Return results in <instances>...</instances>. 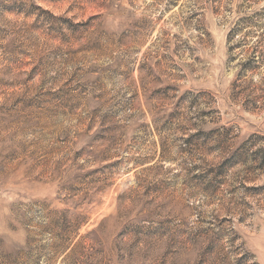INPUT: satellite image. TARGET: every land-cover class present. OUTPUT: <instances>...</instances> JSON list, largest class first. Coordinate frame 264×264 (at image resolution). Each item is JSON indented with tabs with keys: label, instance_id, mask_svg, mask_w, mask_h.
Instances as JSON below:
<instances>
[{
	"label": "rangeland",
	"instance_id": "374dc122",
	"mask_svg": "<svg viewBox=\"0 0 264 264\" xmlns=\"http://www.w3.org/2000/svg\"><path fill=\"white\" fill-rule=\"evenodd\" d=\"M238 21L264 0H0V264H264V195L205 175L207 132L264 145Z\"/></svg>",
	"mask_w": 264,
	"mask_h": 264
},
{
	"label": "trees",
	"instance_id": "16d2710c",
	"mask_svg": "<svg viewBox=\"0 0 264 264\" xmlns=\"http://www.w3.org/2000/svg\"><path fill=\"white\" fill-rule=\"evenodd\" d=\"M216 8L217 12L221 10L220 5ZM242 26L241 22H236L230 29L228 37L229 60L235 62L236 68L229 98L245 109L262 111L264 110V33L252 37L242 33ZM145 58H148L147 54ZM144 64L140 68H143ZM237 137L238 134L235 133L233 126L223 125L207 132L205 143L216 142L217 155L221 159L217 164H211L205 174L209 179L207 190L212 194L224 192V187L231 181L230 185H235L236 189L241 187L248 194L264 195V187L248 185L255 176L264 172V145H260L257 141L258 136L254 135L235 147ZM192 141L193 139H190L188 143L192 144ZM237 167L241 169L237 172L233 171ZM245 214L247 216L248 213Z\"/></svg>",
	"mask_w": 264,
	"mask_h": 264
}]
</instances>
